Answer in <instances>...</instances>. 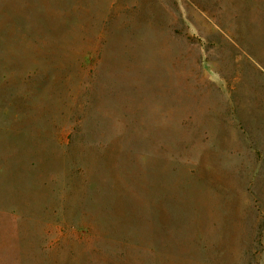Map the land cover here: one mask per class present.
Instances as JSON below:
<instances>
[{"label": "rangeland", "instance_id": "rangeland-1", "mask_svg": "<svg viewBox=\"0 0 264 264\" xmlns=\"http://www.w3.org/2000/svg\"><path fill=\"white\" fill-rule=\"evenodd\" d=\"M0 264H264V0H0Z\"/></svg>", "mask_w": 264, "mask_h": 264}]
</instances>
